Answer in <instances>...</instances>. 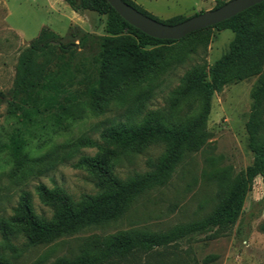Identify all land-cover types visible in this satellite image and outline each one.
Wrapping results in <instances>:
<instances>
[{
	"label": "trees",
	"instance_id": "obj_1",
	"mask_svg": "<svg viewBox=\"0 0 264 264\" xmlns=\"http://www.w3.org/2000/svg\"><path fill=\"white\" fill-rule=\"evenodd\" d=\"M64 1L74 11L104 15L105 34L80 32L79 46L91 41L90 47L95 50L88 64H74V44L61 42V36L48 27H42L18 53L12 84L16 102L7 107L14 124L0 132V153L6 152L12 163L9 176L23 181L43 174L81 147H95V155L83 156L75 164L95 174L99 191L74 200L59 186L38 184L40 200L52 208L48 218L36 215L28 193H22L13 214L0 217V264H15L7 255L18 251L11 242L15 228L23 232L28 245L71 235L115 221L143 193L166 184L183 158L206 143L213 94L226 84L254 76L244 122L252 159L234 174L229 169L218 174L219 197L208 214L165 230L129 228L91 234L81 241L75 255L60 256L50 263L120 264L131 258V264H175L166 262L161 250L194 234L212 231L215 235L229 229L236 222L255 177L264 180V0L176 40L141 32L106 0ZM124 1L166 24L187 18L174 15L160 20L133 0ZM224 2L216 0L213 8ZM212 29L232 31L227 51L208 68L204 62L190 65L169 90L163 107L144 110L152 93L150 81L161 75L172 60L196 54L198 45L205 48ZM185 46L189 48L183 50ZM63 55L66 59L55 68ZM130 100L127 112L131 117L104 128L99 136L101 142L81 135L42 153L30 150L31 139L56 133L86 116L101 114L110 103L121 106ZM158 143L164 146V152L153 169L124 178L113 173L111 158Z\"/></svg>",
	"mask_w": 264,
	"mask_h": 264
},
{
	"label": "rangeland",
	"instance_id": "obj_2",
	"mask_svg": "<svg viewBox=\"0 0 264 264\" xmlns=\"http://www.w3.org/2000/svg\"><path fill=\"white\" fill-rule=\"evenodd\" d=\"M133 1L160 20L174 15L192 16L212 9L216 3V0ZM104 24V15L87 10L76 12L64 0H0V132L9 130L14 124L7 115V107L10 102H16L12 84L18 53L40 29L48 27L61 36V42L74 44V64H88L94 47H90L91 41L80 47L78 37L81 31L101 36L105 34ZM232 36L229 29H212L205 48L198 45L196 54L172 60L161 75L150 81L152 93L144 110L163 107L169 90L178 83L184 70L198 62H204L208 68L227 51ZM188 48L185 46L183 50ZM65 59L63 55L55 68ZM254 81L252 76L229 83L213 94L206 122L209 132L206 143L183 158L166 184L143 193L120 218L33 245L26 244L23 232L15 228L11 242L18 251L7 253L8 257L15 264H50L57 257L75 255L81 241L91 234H108L129 228L165 230L176 223L208 214L218 201V174L223 169H229L234 174L251 162L244 122L251 102L249 91ZM130 104L131 100L121 106L110 103L101 114L74 121L56 133L37 136L31 139L30 150L42 153L81 135L101 142L99 136L104 128L131 117L127 112ZM163 152L161 143L151 144L138 152L119 154L109 163L113 173L124 178L135 172L153 169ZM96 153L95 147H81L67 158L55 162L43 174L18 181L9 176L12 163L6 152H1L0 217L8 218L13 214V208L24 192L28 193L36 215L50 217L52 208L40 200L36 191L38 184L48 188L59 186L74 200L83 194L97 193L99 187L95 174L75 164L79 158ZM161 253L166 262L175 264H264V180L260 176L255 177L242 210L229 229L215 235L212 231L194 234L161 250ZM120 264H131V258L121 260Z\"/></svg>",
	"mask_w": 264,
	"mask_h": 264
},
{
	"label": "water",
	"instance_id": "obj_3",
	"mask_svg": "<svg viewBox=\"0 0 264 264\" xmlns=\"http://www.w3.org/2000/svg\"><path fill=\"white\" fill-rule=\"evenodd\" d=\"M106 1L124 20L141 32L154 38L176 40L190 32L228 19L263 0H227L216 8L196 13L175 24H166L156 20L124 0Z\"/></svg>",
	"mask_w": 264,
	"mask_h": 264
},
{
	"label": "crops",
	"instance_id": "obj_4",
	"mask_svg": "<svg viewBox=\"0 0 264 264\" xmlns=\"http://www.w3.org/2000/svg\"><path fill=\"white\" fill-rule=\"evenodd\" d=\"M76 12H78V11H76ZM74 22V21H73ZM74 23H76V22H74ZM78 25V24H77Z\"/></svg>",
	"mask_w": 264,
	"mask_h": 264
}]
</instances>
